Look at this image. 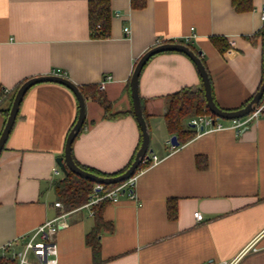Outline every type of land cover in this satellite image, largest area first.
<instances>
[{
	"label": "crops",
	"instance_id": "obj_1",
	"mask_svg": "<svg viewBox=\"0 0 264 264\" xmlns=\"http://www.w3.org/2000/svg\"><path fill=\"white\" fill-rule=\"evenodd\" d=\"M89 1L0 0V93L10 92L0 104V135L16 88L60 70L79 87L95 86L112 113H128L105 119L99 103L85 97V123L73 143L75 162L114 174L139 147L130 78L150 48L177 42L200 52L223 110L242 108L263 83L264 0H252L245 12H237L232 0H110L107 39L90 36ZM212 38L230 47L221 52ZM106 77L111 80L102 90ZM201 84L197 67L182 53H159L143 68L139 94L149 149L160 160L137 173L134 199L122 195L105 207L113 231H101L99 260L86 243L95 225L89 208L66 209L54 189L63 178L54 169L78 117L77 98L61 84L33 86L0 155L1 264H17L23 237L62 211L67 226L55 239L58 264H264V115L240 131L226 121L215 132H199L189 125L192 117L185 126L197 135L180 146L168 144V97ZM169 200L176 201L175 219L169 218Z\"/></svg>",
	"mask_w": 264,
	"mask_h": 264
},
{
	"label": "trees",
	"instance_id": "obj_2",
	"mask_svg": "<svg viewBox=\"0 0 264 264\" xmlns=\"http://www.w3.org/2000/svg\"><path fill=\"white\" fill-rule=\"evenodd\" d=\"M232 1H233L232 2L233 8L237 12L250 11L253 8L252 0H232ZM142 5H144V3ZM111 22H112V12H111L110 0H90L89 29H90L91 38L93 39L109 38L111 35ZM263 36H264V30H263ZM212 42L216 47L219 48L221 52H225L230 47L227 41L223 38H212ZM202 61L203 64L205 65L204 60ZM205 68L207 70L206 65ZM19 87L20 86L16 88L14 92V96ZM80 89L84 97L91 96L96 102L99 103V105L104 109L105 119L116 120L128 114L127 112L112 113L110 103L108 102L106 97L97 90L95 86H83L80 87ZM14 96H12L11 98V105ZM251 100L252 98L248 100L245 104H243L242 108L245 107ZM168 101H169L168 108L164 115L166 127L169 133L177 137L179 146L192 140L197 135L195 131H192L190 130L189 127L185 126L186 119L196 116H202V115H213L210 112V110L207 108L203 82L199 87H185L181 89L180 91L170 95L168 97ZM263 102H264V97L261 103ZM9 112L10 109L5 111L6 118L8 117ZM130 113L133 114V110ZM75 123L73 124V126L75 125ZM140 135H141V131H140ZM141 142H142V135L140 137L139 147L135 152L133 158L129 162V164L124 169L114 174H104L94 169L82 166L77 162L76 163L84 170H87L102 177L117 176L124 173L134 162L136 154L141 146ZM148 164L149 163H141L139 170H137L135 174H137L140 170L146 169L148 167ZM119 185L120 184L106 185L105 191L106 192L110 191ZM94 186L95 183L83 177H80L72 172H69V175L67 177L63 176L62 179H59L54 183V189L56 195L64 203L66 209H74L86 204L94 192ZM110 203L111 202L108 199H105L93 208L94 210L93 217L95 220V225L93 229L87 234L86 243L92 248L93 256L95 260H99L100 257L101 241L99 236L101 234V231L103 230V228H107L109 232L113 231V225L106 223L103 217L104 209ZM168 214L170 219L176 218L175 200L168 201ZM1 263H5V262L3 260H0V264Z\"/></svg>",
	"mask_w": 264,
	"mask_h": 264
},
{
	"label": "water",
	"instance_id": "obj_3",
	"mask_svg": "<svg viewBox=\"0 0 264 264\" xmlns=\"http://www.w3.org/2000/svg\"><path fill=\"white\" fill-rule=\"evenodd\" d=\"M163 52L182 53L188 56L193 61V63L197 67V70L202 78V82H203V86L205 90L207 108L210 110V112L214 116H216L217 119L233 120V119H239V118L245 117L253 112L255 107L261 103L264 97V78H263V83L261 84L259 90L256 92L252 100L245 107L237 109V110L221 109L214 100L210 77L201 59V53L195 52L188 45L183 44V43H177V42L162 43V44H158L150 48L141 56L130 78V89H131V97H132V102H133V110H134L136 121L141 131L142 142L136 154L134 162L124 173L117 175V176H112V177H102L92 172H89L87 170H84L75 162L73 158V154H72V148H73V143L75 139L79 135L85 123L86 100H85V97L80 87L77 84H75L73 81H71L69 78L65 76L56 75V74L35 76V77H32L26 80L24 83L20 85V87L15 93L9 115L7 117L4 129L0 135V155L15 125L21 104L27 92L33 86L40 84V83H47V82L57 83L71 90L76 96L78 105H79L77 121L68 134L66 144H65L64 155L57 159V164L60 167L63 173V176L67 177L69 175V172H72L80 177L90 180L91 182L95 184H101V185L121 184L125 182L126 180L130 179L136 173V171L139 170L140 165L142 161L144 160V158L147 157L148 154L152 152V150L149 149L150 132H149L148 124L144 117L143 108L141 104V98L139 94L140 75H141V72L143 71V68L146 66L149 60L155 55L159 53H163ZM171 143L173 146H179V142L176 136H173L171 138Z\"/></svg>",
	"mask_w": 264,
	"mask_h": 264
},
{
	"label": "built area",
	"instance_id": "obj_4",
	"mask_svg": "<svg viewBox=\"0 0 264 264\" xmlns=\"http://www.w3.org/2000/svg\"><path fill=\"white\" fill-rule=\"evenodd\" d=\"M262 20L264 22V14L262 15ZM125 32H129V29H125ZM56 75H61V71L57 70ZM111 80V77H106L100 84V89H104L107 82ZM10 92L6 89L2 90L0 93V104L8 96ZM264 115V102L260 103L255 107L252 113L249 115L233 120L217 119L214 115H202L193 117L189 125L197 128L199 132H215L225 129L226 121H229L233 128L241 130L244 126L249 123L257 121L260 116ZM168 144L172 145L171 140H168ZM160 159L149 153L147 157L144 158L142 163H149L148 167L156 164ZM56 175H61L62 172L59 167L54 169ZM137 179V174L133 175L130 179L126 180L116 188L105 191L106 185L95 184L94 192L91 195L89 201L84 205V207L89 208L90 215H94L93 208L97 206L101 201L108 199L111 203H117L122 195H127L128 198H135V183ZM56 207L62 208L63 205L60 202L55 203ZM66 213L62 211L55 218L48 220L34 230L29 232L23 237L24 244L22 250L15 253V259H17V264H58V253L59 249L57 243L55 242L57 233L64 227L67 226L65 221ZM195 218L198 221L203 220V215L200 212H196ZM5 257H2V259ZM210 264V263H207Z\"/></svg>",
	"mask_w": 264,
	"mask_h": 264
}]
</instances>
